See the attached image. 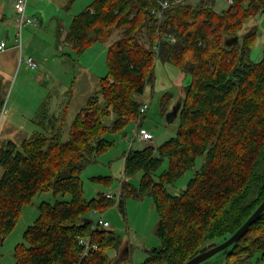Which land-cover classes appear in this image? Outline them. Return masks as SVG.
<instances>
[{"label":"trees","instance_id":"1","mask_svg":"<svg viewBox=\"0 0 264 264\" xmlns=\"http://www.w3.org/2000/svg\"><path fill=\"white\" fill-rule=\"evenodd\" d=\"M161 7L160 0H92L67 30L58 24V41L71 43L79 54L107 43L108 73L77 113L69 138L52 127L0 148V241L37 193L71 195L40 203L38 217L15 247L14 264H113L110 250L120 246V236L109 227L94 228L87 215L103 212L114 200L103 190L87 198L81 172L114 145L107 132L137 121L157 59L177 66L191 81L184 86L176 134L124 154L118 205L125 210L127 192L149 195L159 216L160 245L134 264H185L236 232L264 200V49L255 60L258 25L242 32L249 19L264 12V0H234L222 10L216 0H181L159 18L153 9ZM171 103L172 94L166 93L162 110L167 113ZM44 110L37 119L48 129L47 121L56 116ZM113 115L111 126L105 120ZM198 157L204 162L186 188L171 192L167 185L194 168ZM166 159L168 168L158 173ZM138 173L135 187L129 178ZM91 180L109 187L113 177ZM88 235L98 249L83 256L79 239ZM257 253L264 261V212L228 257L230 264H251Z\"/></svg>","mask_w":264,"mask_h":264},{"label":"rangeland","instance_id":"2","mask_svg":"<svg viewBox=\"0 0 264 264\" xmlns=\"http://www.w3.org/2000/svg\"><path fill=\"white\" fill-rule=\"evenodd\" d=\"M91 1L74 0L70 4V0H29L27 14L38 18V25H29L24 29V52L35 54L33 56L40 65L33 69L24 62L20 63V60L14 64L13 61H8L11 57L9 52L0 53V148L6 146L9 141L20 142L32 136L34 133L29 132L32 128L28 127L30 118L38 120L44 109L49 115L56 117L50 123L47 121L48 129L39 127L37 130L50 131L53 127L57 132H62L63 139L69 138L77 113L92 95L98 93L100 78L108 73L107 43L97 42L79 54L72 48L71 43L57 39L58 24L62 31L67 30L74 15L84 10ZM198 1L200 0H187V3L196 4ZM229 4L226 0H216V9H225ZM0 6L5 7L8 15L0 25V39L6 37L10 44H14L18 26L13 0H0ZM253 25H258L259 36L252 56L255 60H260L264 49V13L249 19L242 32ZM190 81L191 77L177 66L161 59L156 60L154 78L141 97L150 103L149 110L140 120L141 127L151 131L154 136L146 143L161 144L176 134L179 118L172 123L167 121V113L162 110V98L166 93L172 94V103L169 105L171 110L177 101L184 97V86ZM114 118L115 115L107 118L105 122L112 126ZM136 123L130 121L122 130L109 131L105 134V137L115 142L114 145L81 172L87 198L96 196L99 190L114 193L122 186L121 181L125 177L124 154L131 147L137 129ZM133 147L141 148V142L135 141ZM203 162L204 157H198L196 166L187 170L175 183L168 184V189L173 193H179L186 188ZM167 168L166 159L157 172L161 173ZM3 171L0 166V178ZM97 175H110L113 182L109 187L98 185L91 180L92 176ZM129 179L135 187H139L141 173ZM70 198V194H56L51 189L37 193L31 203L25 204L15 228L0 241V264L15 263V247L24 241V232L38 217L41 202ZM124 198V211L115 203L103 212L104 219L110 222L109 228L121 238L120 246L110 250V255L114 259L113 264L140 263L148 257L151 249L160 245L156 232L159 216L151 196L138 197L127 192ZM100 216L101 213L94 212L87 215L94 221ZM260 255V253L254 255L251 264H264V261H258ZM201 264H230V258L227 253L222 252Z\"/></svg>","mask_w":264,"mask_h":264},{"label":"built area","instance_id":"3","mask_svg":"<svg viewBox=\"0 0 264 264\" xmlns=\"http://www.w3.org/2000/svg\"><path fill=\"white\" fill-rule=\"evenodd\" d=\"M181 0H160L161 2V9L157 12L155 9H153L154 13H157L159 18H162L164 15V10L168 8L173 2H178ZM228 3H232L234 0H226ZM13 5L16 10V22L18 26L17 34H16V42L14 44H10L8 39L6 37H3L0 39V53L7 51L11 48H16L20 53V63L24 62L29 67L36 69L39 67L40 63L39 61L31 54H24V29L28 27L29 25H38V18L29 16L27 14V9L29 5V0H13ZM172 40V38L170 37ZM160 45H155V50H160ZM144 96V95H143ZM150 108V103L145 100V98L141 99V104L139 106V116L137 118V129L135 131V134L133 136L131 147L134 146L135 141H140L142 143L150 141L154 136L153 133L149 130H146L145 128L141 127V118L142 116L147 113V111ZM122 195V189L121 187L114 193H107V197L114 200V203H118L120 201ZM104 212V211H103ZM103 212L94 211V214L101 213V216L97 221L93 222V227L96 228L97 226L101 227H109L110 222L103 217ZM79 242L81 245L84 246V253L83 256L87 255L90 251V249L97 250L98 245L94 244L92 242L91 236H82L79 239Z\"/></svg>","mask_w":264,"mask_h":264},{"label":"water","instance_id":"4","mask_svg":"<svg viewBox=\"0 0 264 264\" xmlns=\"http://www.w3.org/2000/svg\"><path fill=\"white\" fill-rule=\"evenodd\" d=\"M182 99L183 97L180 98L177 103L173 106V108L167 112L166 117L168 122L172 123L178 118L179 111L182 105ZM263 212L264 200L260 205H258L254 212L249 216V218L242 224V226L236 232H234L226 240L221 241L220 243L212 246L211 248L200 252L199 254L191 258L189 261H187L185 264H201L203 262L208 261L214 255L222 252L227 253L228 255L231 250V247H233L241 239V237L247 232L249 227L261 216ZM91 222L93 223L94 220L91 219ZM216 241H218V239H215L214 241H210L208 243L211 244ZM124 252L126 253L127 251Z\"/></svg>","mask_w":264,"mask_h":264},{"label":"crops","instance_id":"5","mask_svg":"<svg viewBox=\"0 0 264 264\" xmlns=\"http://www.w3.org/2000/svg\"><path fill=\"white\" fill-rule=\"evenodd\" d=\"M226 3H228L227 1H226ZM12 5V4H11ZM14 6V5H13ZM8 18V15H7V10H5V7L3 6V7H1L0 6V20H1V23H0V25L2 24V21H5L6 19ZM5 52H9L10 54H11V57H10V59L8 60V61H13L14 62V64H15V62L18 60H20V53H19V51L16 49V48H11V49H8L7 51H4V52H2V53H5ZM24 54H25V52H24ZM28 54H31V55H34L35 56V54H33V53H28ZM27 55V54H26ZM18 57V58H17ZM0 69H1V67H0ZM170 107V106H169ZM33 118V117H32ZM32 118H30V122L28 123V127L29 128H32L29 132L30 133H36V132H38L39 130H37L39 127H40V122L38 121V120H32ZM142 143V142H141ZM144 143H146V142H144ZM154 145H160L159 143L158 144H156V142L154 143ZM127 253V252H126Z\"/></svg>","mask_w":264,"mask_h":264}]
</instances>
